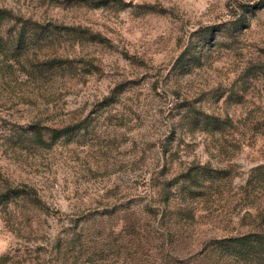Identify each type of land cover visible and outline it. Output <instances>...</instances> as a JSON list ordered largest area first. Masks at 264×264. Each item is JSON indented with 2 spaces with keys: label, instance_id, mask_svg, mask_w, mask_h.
Returning a JSON list of instances; mask_svg holds the SVG:
<instances>
[{
  "label": "rangeland",
  "instance_id": "374dc122",
  "mask_svg": "<svg viewBox=\"0 0 264 264\" xmlns=\"http://www.w3.org/2000/svg\"><path fill=\"white\" fill-rule=\"evenodd\" d=\"M260 213L264 0H0V264H231Z\"/></svg>",
  "mask_w": 264,
  "mask_h": 264
},
{
  "label": "trees",
  "instance_id": "16d2710c",
  "mask_svg": "<svg viewBox=\"0 0 264 264\" xmlns=\"http://www.w3.org/2000/svg\"><path fill=\"white\" fill-rule=\"evenodd\" d=\"M45 31L49 33V36L54 35L48 29ZM184 60L185 55L183 54L178 65H181ZM51 131L54 135L53 140L65 133L62 130ZM33 132L40 143H46L39 127L33 128ZM16 196L20 197L21 194L16 193ZM257 220L258 222L254 224L253 230L250 232L216 242L214 249L220 254V257L225 258V261L231 259V264H264V214L260 213Z\"/></svg>",
  "mask_w": 264,
  "mask_h": 264
}]
</instances>
